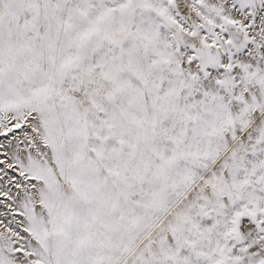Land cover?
Returning a JSON list of instances; mask_svg holds the SVG:
<instances>
[{
  "label": "snow or ice",
  "instance_id": "obj_1",
  "mask_svg": "<svg viewBox=\"0 0 264 264\" xmlns=\"http://www.w3.org/2000/svg\"><path fill=\"white\" fill-rule=\"evenodd\" d=\"M0 264H264V0H0Z\"/></svg>",
  "mask_w": 264,
  "mask_h": 264
}]
</instances>
